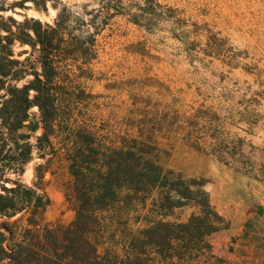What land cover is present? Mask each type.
Segmentation results:
<instances>
[{
    "label": "rangeland",
    "instance_id": "374dc122",
    "mask_svg": "<svg viewBox=\"0 0 264 264\" xmlns=\"http://www.w3.org/2000/svg\"><path fill=\"white\" fill-rule=\"evenodd\" d=\"M155 1L175 11L137 22L142 0H122L93 49L67 59L69 73L62 77L77 98L70 115L108 132L136 134L146 126L162 165L204 180L211 205L228 224L209 238L214 264H264V0ZM13 2L0 0L1 16L50 25L64 8L88 18L85 11L97 6L94 0H29L25 8H11ZM24 50L20 60L31 48L14 47L15 54ZM39 163L34 154L23 183L36 182ZM69 179L59 161L43 175L47 225L74 218L64 197ZM142 213L132 209V228L144 225L135 222ZM190 213L177 209L166 220L184 221Z\"/></svg>",
    "mask_w": 264,
    "mask_h": 264
},
{
    "label": "trees",
    "instance_id": "16d2710c",
    "mask_svg": "<svg viewBox=\"0 0 264 264\" xmlns=\"http://www.w3.org/2000/svg\"><path fill=\"white\" fill-rule=\"evenodd\" d=\"M26 1L10 7L25 8ZM94 1L88 18L64 8L53 25L0 15V264H214L209 238L228 224L204 180L166 169L146 126L136 134L108 132L70 115L77 98L62 77L67 59L92 50L123 7L122 0ZM174 11L142 0L133 21ZM15 45L31 53L20 60L27 52L15 54ZM34 154L44 163L27 185L21 177ZM54 161L69 175L64 197L74 218L53 227L44 222L50 200L43 175ZM138 207L143 213L135 222L144 225L132 228L129 215ZM182 208L191 210L186 220H166Z\"/></svg>",
    "mask_w": 264,
    "mask_h": 264
}]
</instances>
